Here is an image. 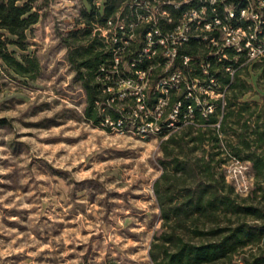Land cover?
<instances>
[{
	"label": "trees",
	"instance_id": "16d2710c",
	"mask_svg": "<svg viewBox=\"0 0 264 264\" xmlns=\"http://www.w3.org/2000/svg\"><path fill=\"white\" fill-rule=\"evenodd\" d=\"M52 1L0 0V85L5 77L35 78L39 61L28 53L29 38ZM76 11L72 28L57 38L72 75L68 86L83 96L77 113L93 128L154 130L160 140L153 192L161 225L148 253L151 264H219L259 245L264 225L230 224L243 216L264 220V209L239 203L233 184L215 169L227 163L225 154L248 162L264 193V54L250 60L245 39L240 51L218 47L210 39L220 35L204 25L218 17L254 35L251 45L264 50V0H78ZM193 12L191 35L169 63L157 40ZM199 87L220 96L201 94ZM8 125L0 118V128ZM263 245L251 259L243 256V264H264Z\"/></svg>",
	"mask_w": 264,
	"mask_h": 264
},
{
	"label": "rangeland",
	"instance_id": "374dc122",
	"mask_svg": "<svg viewBox=\"0 0 264 264\" xmlns=\"http://www.w3.org/2000/svg\"><path fill=\"white\" fill-rule=\"evenodd\" d=\"M77 5L52 1L29 38L28 53L39 61L35 78L5 77L0 85V118L9 124L0 128V264H151L161 225L153 192L160 140L154 130L93 128L77 113L83 96L68 86L57 38L72 28ZM223 156L217 176L225 173L239 203L264 209L250 164ZM241 223L262 227L264 220L243 216L230 225ZM259 245L219 264H243Z\"/></svg>",
	"mask_w": 264,
	"mask_h": 264
},
{
	"label": "built area",
	"instance_id": "2783aa9c",
	"mask_svg": "<svg viewBox=\"0 0 264 264\" xmlns=\"http://www.w3.org/2000/svg\"><path fill=\"white\" fill-rule=\"evenodd\" d=\"M189 1V0H185ZM246 13L243 11L242 16H245ZM232 14H230L229 17H231ZM228 17V18H229ZM197 15L195 12L189 14L185 13L183 17L179 20L178 25L176 26L174 32L168 35L167 38H159L157 42L162 45L163 47L167 48V57L169 58V63L173 61V58L175 57L176 54V49L179 45L183 44L184 42L188 41L191 32V24L192 22L196 21ZM227 18V19H228ZM197 23L200 25L201 21H197ZM204 28L208 31H210L211 34L217 32L220 35V40H216L215 38L212 37L210 39V42L216 46H223V47H235L238 51L242 49L241 46V41L245 39V46L244 48L248 49V55L249 59L253 60L258 58L259 56L264 54V50L260 47L256 48L251 45V39H254V35L247 36L246 31H243L240 28H234L232 27L229 23L223 22L220 18L214 17L211 22H207L204 25ZM157 35L158 32L155 31ZM147 44L148 48L152 47L153 41H152V34H148L147 36ZM206 39V37H204ZM170 40V43L168 42ZM189 61L188 58L185 59V63ZM232 74V72L230 71ZM138 79L142 80L145 76L143 72H138L137 73ZM172 82L177 83L178 82V72L173 75L171 78ZM210 83L212 85H215V81L211 79ZM126 85L129 88H132L133 90L136 91V93L141 91V88L137 85H135L132 82H127ZM197 85H194L193 87L195 88ZM199 91L201 94H209L211 97H219L220 94H215L214 91L204 89L199 87ZM156 130V129H155Z\"/></svg>",
	"mask_w": 264,
	"mask_h": 264
}]
</instances>
